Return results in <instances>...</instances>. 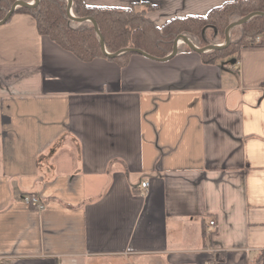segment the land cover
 <instances>
[{
	"label": "crops",
	"instance_id": "crops-1",
	"mask_svg": "<svg viewBox=\"0 0 264 264\" xmlns=\"http://www.w3.org/2000/svg\"><path fill=\"white\" fill-rule=\"evenodd\" d=\"M81 1L148 3L161 27L234 0ZM258 38L212 65L179 40L119 66L79 60L29 15L0 24V264H264Z\"/></svg>",
	"mask_w": 264,
	"mask_h": 264
},
{
	"label": "trees",
	"instance_id": "trees-1",
	"mask_svg": "<svg viewBox=\"0 0 264 264\" xmlns=\"http://www.w3.org/2000/svg\"><path fill=\"white\" fill-rule=\"evenodd\" d=\"M17 1L33 2V0H0V22ZM66 7L67 0H38L33 7H16L8 20L14 14L31 16L39 35L47 36L81 61L89 62L96 58H106L119 66L127 64L132 52H124L115 57L104 55L93 24L69 18ZM152 9L154 6L148 3L132 5L128 8H107L87 6L81 0H71L70 11L75 19L90 18L95 22L108 54L112 55L128 48L140 50L156 59H163L171 54L173 42L180 35L185 36L196 48L220 44L221 42L213 43L211 40L222 36L224 30L233 22L242 20L251 13H264V0L226 2L211 9L205 16L174 18L161 27L155 26L147 18V13ZM234 28L239 29V36L235 41H229V44L222 49L200 53L204 64L212 65L231 57L236 60L242 48L254 46L256 38L264 32V16L256 15Z\"/></svg>",
	"mask_w": 264,
	"mask_h": 264
},
{
	"label": "water",
	"instance_id": "water-1",
	"mask_svg": "<svg viewBox=\"0 0 264 264\" xmlns=\"http://www.w3.org/2000/svg\"><path fill=\"white\" fill-rule=\"evenodd\" d=\"M38 2V0H33V2L31 3H25V2H21V1H17L13 4V6L11 7L10 11L8 12V14L5 16V18L0 22V24H3L5 23L9 17L12 15V13L14 12V9L18 6H24V7H33L34 5H36ZM71 0H67V7H66V13L68 15L69 18L73 19V20H76L78 22H84V21H88V22H91L93 24V27L96 31V34L99 38V41H100V44H101V51L104 55L108 56V57H115L121 53H124V52H132V53H138V54H141L143 56H146V57H150L148 56L147 54H145L144 52L140 51V50H137V49H122L118 52H116L115 54H108L105 49H104V46H103V40H102V37L101 35L99 34V32L97 31V28H96V24L95 22L90 19V18H82V19H75L72 15H71ZM256 15H260V16H264V13H258V12H255V13H251L249 15H247L245 18H243L242 20H239V21H235L233 22L232 24H230L226 29H225V39H224V42L222 44H218V45H209V46H206V47H203V48H196L194 47L190 41L185 37V36H178L177 38H175L174 42H173V47H172V52L171 54H169L167 57L163 58L164 60H167L169 58H171L173 55L176 54L177 52V46H178V43H179V39L182 40L183 43L187 44L191 49L197 51L198 53H202V52H205V51H209V50H218V49H222L224 48L225 46H227L229 44V30L241 23H244L246 21H248L250 18L256 16ZM150 58H153V57H150Z\"/></svg>",
	"mask_w": 264,
	"mask_h": 264
},
{
	"label": "built area",
	"instance_id": "built-area-1",
	"mask_svg": "<svg viewBox=\"0 0 264 264\" xmlns=\"http://www.w3.org/2000/svg\"><path fill=\"white\" fill-rule=\"evenodd\" d=\"M255 41L258 42V41H259V38L257 37ZM147 185H148L147 183H143V184L141 185V187H142V188H146ZM24 201H25L26 204H28L29 206H31V207H33V208H36L37 210H41V209H43V205H42V203H41L40 200H39L38 198H36V197H31V198H29V197H25V198H24ZM210 225H213V221L210 222Z\"/></svg>",
	"mask_w": 264,
	"mask_h": 264
},
{
	"label": "rangeland",
	"instance_id": "rangeland-1",
	"mask_svg": "<svg viewBox=\"0 0 264 264\" xmlns=\"http://www.w3.org/2000/svg\"><path fill=\"white\" fill-rule=\"evenodd\" d=\"M234 28V27H233ZM232 30V31H230ZM229 32H231V35H228L229 37V41H235L236 38L239 36V29L238 28H234V29H230ZM225 32V30H224ZM224 39H225V34H223L222 36L220 37H216L214 39H212L211 41H213V43H220L222 44L224 42ZM115 264H125L124 262H122L121 260L117 261Z\"/></svg>",
	"mask_w": 264,
	"mask_h": 264
},
{
	"label": "bare ground",
	"instance_id": "bare-ground-1",
	"mask_svg": "<svg viewBox=\"0 0 264 264\" xmlns=\"http://www.w3.org/2000/svg\"><path fill=\"white\" fill-rule=\"evenodd\" d=\"M180 41H182L181 39H179Z\"/></svg>",
	"mask_w": 264,
	"mask_h": 264
}]
</instances>
